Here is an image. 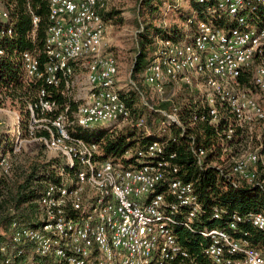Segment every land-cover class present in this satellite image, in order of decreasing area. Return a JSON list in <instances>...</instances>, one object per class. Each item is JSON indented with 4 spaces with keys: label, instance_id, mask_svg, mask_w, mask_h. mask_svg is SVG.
Listing matches in <instances>:
<instances>
[{
    "label": "built area",
    "instance_id": "built-area-1",
    "mask_svg": "<svg viewBox=\"0 0 264 264\" xmlns=\"http://www.w3.org/2000/svg\"><path fill=\"white\" fill-rule=\"evenodd\" d=\"M195 2L211 4L209 15L225 24L209 19L195 22L193 30L191 19L180 39H159L144 83L159 102L173 103L174 112L160 111L163 120L157 123L160 131L176 128L187 136L201 170L214 168L233 189L264 190V0ZM49 3L44 49L21 57L24 84L37 86L29 117L0 105V117L15 118L10 149L0 153V176L11 173L12 155L36 142L62 159L61 179L48 183L38 201V226L11 224L8 238L21 249L0 264H32L31 258L18 261L28 245L31 256L47 264H264V248L247 229L264 234V211L234 212L223 222V211L214 207L210 219L220 225H204L196 182L180 177L168 142L153 141L126 165L100 159L99 144L71 133L73 127H121L130 122L131 111L117 87V61L107 49L103 14L111 0ZM32 15L34 36L40 18ZM10 18L0 8V22ZM11 36V27L0 31V38ZM47 87H62L66 96L77 89L83 102L75 112L67 106L56 113ZM182 89L193 104L183 118L174 101ZM142 99L153 110L148 97ZM201 125L215 130L210 147L197 143L193 132ZM138 126L148 129L143 120ZM186 233L195 241L184 243ZM0 251L6 254L7 248Z\"/></svg>",
    "mask_w": 264,
    "mask_h": 264
},
{
    "label": "trees",
    "instance_id": "trees-1",
    "mask_svg": "<svg viewBox=\"0 0 264 264\" xmlns=\"http://www.w3.org/2000/svg\"><path fill=\"white\" fill-rule=\"evenodd\" d=\"M6 9L10 12L8 23L0 22V31L11 27L13 36L0 38V50L5 52L0 57V105L7 100L21 112L26 118L29 117L27 105L35 100L37 86L28 87L24 84V71L22 67V54L26 51L42 52L46 42L48 29L50 27L49 0H4ZM161 0H140L138 7V18L149 16L154 19L155 13L159 11ZM163 1V0H162ZM211 4H199L190 0L186 10H178L177 20L183 24L191 19L196 22L214 20L218 26H224L223 20H215L208 11ZM176 8V7H175ZM40 18V23L33 36V15ZM105 21H112L118 17L116 10H110L103 14ZM117 20V19H116ZM121 23V19L118 20ZM183 35V29L177 24L171 27H157L148 23L147 27L138 35V48L132 65L131 85L127 90L120 91L121 98L125 101L131 111L129 123L113 130H101L89 133L83 130H71L75 136L81 137L89 142L100 145L102 160H121L124 164L136 162L138 151L145 150L153 141L160 140L167 143V151L175 152L178 156L176 163L181 166L180 177L185 181H195L196 189L204 209V219L210 227L220 225L212 221V210L219 207L223 211V222L229 219L232 213L246 214L249 212L264 211V190L243 187L233 189L226 181L218 176L214 168L201 170L191 153L187 136L181 131L173 128L171 131H160L159 120H163L160 111L174 112L173 103H161L157 101L153 110L145 105L142 95L146 96L145 89L151 93L148 86H144V80L150 67L157 48L156 40L173 39L178 40ZM156 39V40H155ZM41 63L47 60L44 54L40 56ZM48 98L56 102V113L63 112L68 104V96L62 94V87H47ZM192 97L187 89L174 98L175 105L179 108L180 117L188 116L192 111ZM143 120L148 127H139V121ZM197 143L204 147H210L215 135L213 128L201 125L196 131ZM44 148L45 146L41 143ZM6 137H0V152L6 150ZM130 155V157H127ZM63 161L59 156L47 158L43 154L33 157L27 164L18 165L9 175L0 178V249L7 248V252L0 251V262L9 255L16 253L21 247L13 244L8 238L9 228L12 223L18 222L26 227L38 226V215L40 214L38 201L48 183L60 181L58 174ZM13 177L8 178L11 174ZM222 221V220H221ZM247 229L253 233V240L256 246L264 248V234L257 232L252 227ZM190 238L195 241V236L190 233L182 234V240ZM32 248L28 245L25 252L18 259L24 261L32 259V264H47V261L37 256H31Z\"/></svg>",
    "mask_w": 264,
    "mask_h": 264
},
{
    "label": "rangeland",
    "instance_id": "rangeland-1",
    "mask_svg": "<svg viewBox=\"0 0 264 264\" xmlns=\"http://www.w3.org/2000/svg\"><path fill=\"white\" fill-rule=\"evenodd\" d=\"M140 0H112L110 3V10H116L118 12V17L112 21H107L108 25V34H107V49L108 52L116 59L119 75H118V83L117 87L120 91L127 90L131 83V71L132 65L134 62V58L136 56V49L138 48V35L143 31V28L147 27L148 23L156 25L157 27H171L177 24L179 27L184 30L187 29V23L183 24L179 20H177V11L178 10H186L188 8L190 0H161L159 1V11L155 13L156 18L152 19L149 16L138 18V7ZM176 7V8H175ZM0 8H6V4L4 0H0ZM117 19V20H116ZM119 19H121V23H119ZM196 21L194 20V24L192 25V29H195ZM182 35V36H183ZM156 40V39H155ZM156 45L159 40H156ZM82 77V76H80ZM79 83V82H78ZM145 86V83H143ZM82 87V85H80ZM146 96L149 99V102L155 106L157 104V98L154 93H150L148 88L145 89ZM81 92V91H80ZM68 104L71 110L75 112L78 105L83 102V95L78 92L77 89H72V92L67 97ZM6 110H11L16 115L20 117H26L23 115L17 108V106L13 105L11 101L7 100L4 104H2ZM15 117V116H14ZM23 118V119H24ZM13 116L3 115L0 117V137H6V150L10 149L11 146V135L13 134ZM72 121V119H70ZM2 123V124H1ZM113 128H119L115 125H100L95 126L90 129H79L77 127H73L72 130H83L89 133L98 132L101 130H113ZM5 151V149H4ZM3 152V151H2ZM1 153V152H0ZM38 154H43L47 156V158L56 157L57 155L42 145L31 142L25 145L24 149L21 153L17 155H12V162L14 165V169L21 164H27L31 161V159ZM13 173L10 177H13ZM0 178H2L0 176ZM39 219V215H38Z\"/></svg>",
    "mask_w": 264,
    "mask_h": 264
},
{
    "label": "crops",
    "instance_id": "crops-1",
    "mask_svg": "<svg viewBox=\"0 0 264 264\" xmlns=\"http://www.w3.org/2000/svg\"><path fill=\"white\" fill-rule=\"evenodd\" d=\"M112 1V0H111Z\"/></svg>",
    "mask_w": 264,
    "mask_h": 264
}]
</instances>
